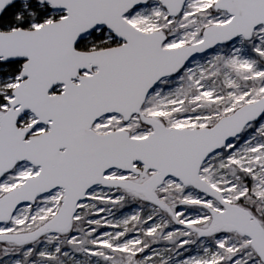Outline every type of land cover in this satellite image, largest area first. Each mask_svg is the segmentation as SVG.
<instances>
[{
	"label": "snow or ice",
	"instance_id": "6c2138e0",
	"mask_svg": "<svg viewBox=\"0 0 264 264\" xmlns=\"http://www.w3.org/2000/svg\"><path fill=\"white\" fill-rule=\"evenodd\" d=\"M0 264H264V0H0Z\"/></svg>",
	"mask_w": 264,
	"mask_h": 264
}]
</instances>
